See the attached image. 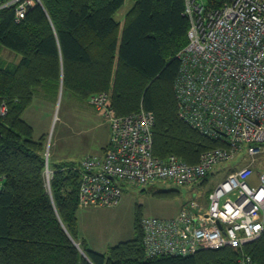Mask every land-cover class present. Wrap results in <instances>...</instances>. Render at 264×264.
<instances>
[{
	"label": "trees",
	"instance_id": "1",
	"mask_svg": "<svg viewBox=\"0 0 264 264\" xmlns=\"http://www.w3.org/2000/svg\"><path fill=\"white\" fill-rule=\"evenodd\" d=\"M40 1L20 20L12 8L0 9V46L17 56L0 55V105L7 108L0 116V264H236L239 250L229 246L147 256L139 215L134 238L90 248L79 234L78 165L51 164L47 186L46 137L35 138L23 117L39 88L55 96L61 85L83 99L105 91L117 114L152 111L156 157L195 163L223 146L179 115L174 81L177 52L187 43L184 0H132L121 33L114 13L125 0ZM243 250L264 264V231Z\"/></svg>",
	"mask_w": 264,
	"mask_h": 264
},
{
	"label": "built area",
	"instance_id": "2",
	"mask_svg": "<svg viewBox=\"0 0 264 264\" xmlns=\"http://www.w3.org/2000/svg\"><path fill=\"white\" fill-rule=\"evenodd\" d=\"M40 0H0L16 20ZM187 43L174 81L179 115L191 127L225 144L203 151L188 163L174 155L152 152L154 115L140 107L117 114L105 91L88 100L109 126L102 154L84 155L79 164L78 202L82 206H114L123 183L153 181L190 184L208 175L210 167L233 158L248 144L253 157L264 150V0H184ZM6 105H0V116ZM46 142L44 177L49 167ZM250 164L235 169L207 194L208 204L185 202L169 217L142 216V244L147 256L188 255L198 249L229 246L239 250L236 264H257L243 246L264 231V173ZM1 187V182H0ZM220 223V226L218 223Z\"/></svg>",
	"mask_w": 264,
	"mask_h": 264
},
{
	"label": "rangeland",
	"instance_id": "3",
	"mask_svg": "<svg viewBox=\"0 0 264 264\" xmlns=\"http://www.w3.org/2000/svg\"><path fill=\"white\" fill-rule=\"evenodd\" d=\"M132 3V0H125L114 13V19L120 23V33L125 14ZM0 55L7 60H17L15 53L3 46H0ZM53 101V90L39 88L34 93L32 103L23 113V116L33 126L34 137L45 130L51 119V125H49L46 131L47 134H45L46 142L48 139L51 142L53 141L52 131L60 127L59 124L64 114L66 115L68 112H71L72 115L77 114L81 110L77 104L80 101L86 100L74 95L67 89L62 90L61 88L60 91H57L54 108L52 109ZM50 111H52V114ZM101 134V131L90 128L88 131H84L81 136V138L87 140V143L82 142L84 146L79 142L81 138L78 139L77 137V140H73V144L77 146V150L81 151L78 154L79 157L90 146L92 149L96 148L95 146L96 144L98 145ZM67 141L71 140L64 138V140L59 142V146L62 148ZM247 148L248 144L243 143L233 158L214 163L205 178L190 184H178L170 180L153 181L144 185L123 183V192L116 205L79 207L77 217L84 236L90 244L101 248L105 244L111 245L121 240L134 238V218L136 215L141 217H169L177 213L181 206L192 198L200 199L199 201L206 206L208 204L207 194L227 175L228 171L238 168V166L245 162L246 158L252 157L248 153ZM51 151L52 147L50 146ZM253 157L254 164L256 165V175L260 172L264 173V150L256 153ZM49 167L52 168L51 165ZM256 175H254V181L256 180ZM203 192L206 193L205 198L202 197Z\"/></svg>",
	"mask_w": 264,
	"mask_h": 264
},
{
	"label": "crops",
	"instance_id": "4",
	"mask_svg": "<svg viewBox=\"0 0 264 264\" xmlns=\"http://www.w3.org/2000/svg\"><path fill=\"white\" fill-rule=\"evenodd\" d=\"M58 90L59 91L61 90V85H59ZM55 100H56V94L54 96L52 109L54 108ZM85 100L86 101H80V103L77 104V106L81 108V110L77 114L72 115L71 112L70 113L68 112V114H66V115L64 114L62 121L59 124L60 127L57 130L52 131L53 141L51 142V140H50V145H49L50 165L51 164L53 165V164H56L59 162H61V163L68 162L70 164L73 163L75 165H78L81 158L84 155H100V154H102L103 148L105 147V145L107 144L108 139H109V126H108L107 121L104 119L103 115L101 114V112L98 109H96L89 102L88 99H85ZM50 113L52 114V111H50ZM83 123H85V124H83ZM49 125H51V119L49 120L45 130L41 134H39L38 136H35V138H38L41 135L47 134L46 131H47ZM85 127H87V128H85ZM90 128L97 129V130L101 131L102 134L100 136V140L98 142V145L96 144V146H95L96 148L92 149L90 146L88 148V150H86V152L84 154H82L81 157H79L78 154L81 153V151L77 150V146L73 144V140H77V137H78V139H80L81 136L83 135V132L88 131ZM33 136H34V133H33ZM45 137H46V135H45ZM64 138H69V140H71V141L65 142L64 146L61 148L59 146V142L61 140H64ZM80 140L81 141H79V142L82 145H83V143H87L86 139L84 140L83 138H81ZM50 146L52 147L51 152H50ZM60 149H62V150H60ZM247 164H250L253 167V170L256 169V165L254 164V157H248V159L246 158L245 162L242 163V165L238 166V168H240L244 165H247ZM238 168H236V169H238ZM231 171H233V170H229L228 173ZM251 179L254 180V176ZM202 197H204V198L206 197L205 192H203ZM192 199H196V198H192ZM199 203H201V202L199 201ZM175 214H173V215H175ZM78 227H79L80 237L84 238L87 241L86 237L84 236V233L82 232V228H81V224H80L79 220H78ZM87 243H88L90 248L95 249V250H99V251H105L109 245V244H105L103 247L97 248L96 246H93L92 244H90L88 241H87Z\"/></svg>",
	"mask_w": 264,
	"mask_h": 264
},
{
	"label": "water",
	"instance_id": "5",
	"mask_svg": "<svg viewBox=\"0 0 264 264\" xmlns=\"http://www.w3.org/2000/svg\"><path fill=\"white\" fill-rule=\"evenodd\" d=\"M217 223H218V225L220 226V223H219V222H217ZM75 244H76V246H78V243L75 242ZM78 248H79V246H78ZM83 255L85 256L84 253H83Z\"/></svg>",
	"mask_w": 264,
	"mask_h": 264
}]
</instances>
